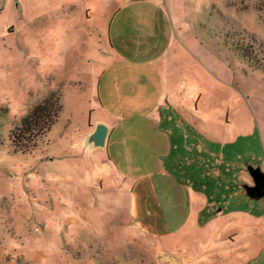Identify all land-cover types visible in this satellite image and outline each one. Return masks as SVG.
Listing matches in <instances>:
<instances>
[{"label": "rangeland", "instance_id": "1", "mask_svg": "<svg viewBox=\"0 0 264 264\" xmlns=\"http://www.w3.org/2000/svg\"><path fill=\"white\" fill-rule=\"evenodd\" d=\"M50 96L56 123L18 150ZM98 122L111 134L89 151ZM250 166L264 172V0H0V264H264ZM158 171L187 188L175 227Z\"/></svg>", "mask_w": 264, "mask_h": 264}, {"label": "crops", "instance_id": "2", "mask_svg": "<svg viewBox=\"0 0 264 264\" xmlns=\"http://www.w3.org/2000/svg\"><path fill=\"white\" fill-rule=\"evenodd\" d=\"M96 124L91 125L86 135L94 130ZM110 134L111 129L109 128L108 136ZM154 186L157 191L156 206L167 222V225L175 227L185 221L189 216V209L186 205L188 192L185 185L174 174L158 171L154 176ZM166 256L177 259L174 255L167 254Z\"/></svg>", "mask_w": 264, "mask_h": 264}, {"label": "trees", "instance_id": "3", "mask_svg": "<svg viewBox=\"0 0 264 264\" xmlns=\"http://www.w3.org/2000/svg\"><path fill=\"white\" fill-rule=\"evenodd\" d=\"M61 109L62 104L55 96L46 97L33 106L24 116L20 128L13 136L15 147L26 152L37 145L56 123Z\"/></svg>", "mask_w": 264, "mask_h": 264}, {"label": "water", "instance_id": "4", "mask_svg": "<svg viewBox=\"0 0 264 264\" xmlns=\"http://www.w3.org/2000/svg\"><path fill=\"white\" fill-rule=\"evenodd\" d=\"M109 132V127L104 123H97L94 130L89 132L83 141V146L88 150L104 148ZM254 179L253 185L246 186V192L252 199L264 198V172L260 168L249 167Z\"/></svg>", "mask_w": 264, "mask_h": 264}]
</instances>
